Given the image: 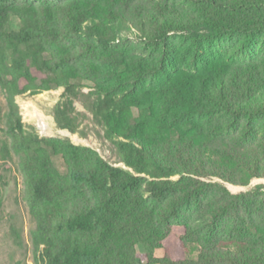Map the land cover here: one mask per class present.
Listing matches in <instances>:
<instances>
[{
  "label": "trees",
  "instance_id": "16d2710c",
  "mask_svg": "<svg viewBox=\"0 0 264 264\" xmlns=\"http://www.w3.org/2000/svg\"><path fill=\"white\" fill-rule=\"evenodd\" d=\"M182 41L200 60L193 72ZM75 81L93 84L86 110L123 167L21 123L18 95ZM0 96V222L9 165L20 166L46 264H264V192L222 184L264 179V0H0ZM63 115L58 128L75 131ZM50 156L65 158L64 174Z\"/></svg>",
  "mask_w": 264,
  "mask_h": 264
},
{
  "label": "rangeland",
  "instance_id": "374dc122",
  "mask_svg": "<svg viewBox=\"0 0 264 264\" xmlns=\"http://www.w3.org/2000/svg\"><path fill=\"white\" fill-rule=\"evenodd\" d=\"M181 4V3H177ZM9 27L13 31L19 29V20L16 15L9 17ZM176 44V43H175ZM178 53L181 57L180 65L184 71L191 70L198 65L200 60L198 57L191 56L189 46L185 41L177 43ZM217 49L222 58L230 56L231 46L227 44L217 45ZM227 49V51H226ZM52 50L46 51L42 57H51ZM204 57L205 54H204ZM197 60H196V59ZM189 69V70H188ZM47 75V74H43ZM38 79L43 78L42 74H37ZM73 91H66L64 88H53L39 93L26 92L15 98L21 123L26 130L32 131L39 139H53L60 142H68L75 147H82L92 150L101 159L108 162L113 167H123L119 163V149L115 143L109 140L104 134L101 125L93 118L92 114L87 111L88 103L85 96L94 93L93 84L86 81L72 82ZM39 85V82H38ZM0 102L3 99L0 96ZM148 100L141 97L136 102L135 107L147 108ZM59 107L65 111L63 122L71 124L75 131L67 128H58L55 121V110ZM142 112L141 110H139ZM138 110L132 109V119L136 120L141 115ZM34 114H39L43 122L48 126L50 135H42L37 127ZM34 119V120H33ZM258 131L263 134L264 122L257 121ZM182 125L176 128L175 134L183 133ZM210 125H208L209 129ZM184 128V127H183ZM53 129V130H52ZM175 130V129H174ZM187 131V129L185 130ZM66 134H64V133ZM51 166L54 171L64 174L67 170V162L61 156H50ZM13 168L15 182H10L9 186L4 190V210L2 220L0 222V264H46V261L38 254H34L31 243V232L34 227L30 214L31 203L28 193L27 182L22 168L19 166L9 165ZM213 182H218L214 180ZM223 186L232 195H240L250 193L256 189L264 192V179H253L248 185L236 187L222 183ZM17 229L21 232L20 244H15L12 238L11 229ZM139 257L144 254L141 245L136 247ZM164 257V250L158 249L154 252V258L161 260Z\"/></svg>",
  "mask_w": 264,
  "mask_h": 264
},
{
  "label": "bare ground",
  "instance_id": "6f19581e",
  "mask_svg": "<svg viewBox=\"0 0 264 264\" xmlns=\"http://www.w3.org/2000/svg\"><path fill=\"white\" fill-rule=\"evenodd\" d=\"M34 118L36 119L37 127L40 129L41 134L45 135V136L50 135L51 132H50L48 126L43 122L41 116L39 114H34ZM64 134H66V133H64Z\"/></svg>",
  "mask_w": 264,
  "mask_h": 264
}]
</instances>
